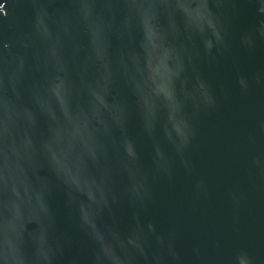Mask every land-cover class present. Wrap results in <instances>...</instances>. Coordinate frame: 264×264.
<instances>
[{"label":"water","instance_id":"water-1","mask_svg":"<svg viewBox=\"0 0 264 264\" xmlns=\"http://www.w3.org/2000/svg\"><path fill=\"white\" fill-rule=\"evenodd\" d=\"M0 71L21 155L77 190L6 165L3 252L28 224L55 264H264V0H0Z\"/></svg>","mask_w":264,"mask_h":264},{"label":"clouds","instance_id":"clouds-1","mask_svg":"<svg viewBox=\"0 0 264 264\" xmlns=\"http://www.w3.org/2000/svg\"><path fill=\"white\" fill-rule=\"evenodd\" d=\"M119 55V54H118ZM112 56V51L109 49V58ZM63 75V73H61ZM11 85L8 76L0 71V102L7 101L9 107H19L20 99H13L9 96V89ZM111 92V85H109V93ZM69 96H71V91H69ZM33 111L36 114V126L39 125L40 118L43 114L39 111V106L35 105L33 102ZM21 127V122L19 120L15 122L8 121L4 116L2 110H0V217H2L5 202L10 204L15 199V194L11 193L8 187L9 184V167L6 165H11L13 162L20 164L25 167V169H31L33 167L47 166L53 175L56 177L59 183L63 184L65 187V197L66 205L70 209L76 207L75 195L77 190L74 186L66 183L63 174L56 168L55 163L46 154H41L38 149L35 148L36 140H33V149L28 158H24L20 151L19 146L22 143V136L19 133ZM105 133L102 129L97 131V143L98 147L93 154H84L85 163H95L103 164L105 160V152L103 146V137ZM191 136H195V130H192ZM187 147V143L185 144ZM169 179L171 176L169 175ZM51 215V210H49V216ZM34 224V223H33ZM22 230L20 236L17 238L16 242V253L15 256L8 255L0 249V255L5 257L6 264H16V257L23 259V264H55L56 256L61 252L63 245L58 241L50 240L45 234L42 243H34V252L31 257L24 254L22 245L26 236V229ZM73 264H76L73 261Z\"/></svg>","mask_w":264,"mask_h":264}]
</instances>
